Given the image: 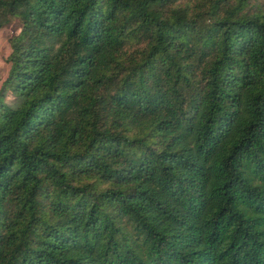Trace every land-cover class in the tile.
Here are the masks:
<instances>
[{"label": "trees", "instance_id": "obj_1", "mask_svg": "<svg viewBox=\"0 0 264 264\" xmlns=\"http://www.w3.org/2000/svg\"><path fill=\"white\" fill-rule=\"evenodd\" d=\"M0 264H264V0H0Z\"/></svg>", "mask_w": 264, "mask_h": 264}, {"label": "rangeland", "instance_id": "obj_2", "mask_svg": "<svg viewBox=\"0 0 264 264\" xmlns=\"http://www.w3.org/2000/svg\"><path fill=\"white\" fill-rule=\"evenodd\" d=\"M22 26L19 23H12L0 30V90L7 80L11 65L8 58L11 55L10 40L21 33Z\"/></svg>", "mask_w": 264, "mask_h": 264}]
</instances>
